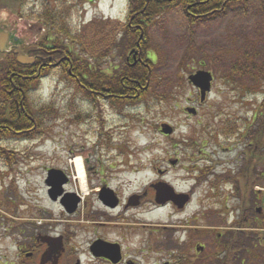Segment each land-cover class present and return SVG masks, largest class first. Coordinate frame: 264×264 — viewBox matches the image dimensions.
<instances>
[{
  "label": "rangeland",
  "instance_id": "obj_1",
  "mask_svg": "<svg viewBox=\"0 0 264 264\" xmlns=\"http://www.w3.org/2000/svg\"><path fill=\"white\" fill-rule=\"evenodd\" d=\"M261 3L262 0H255L240 14L193 25L181 6H172L160 23L151 28L153 47L164 49L158 48L160 61L154 68L152 82L148 83L147 93L152 95L147 98L123 101L119 106L106 100L89 102L58 69L42 75L31 100L39 106L53 104L58 116L48 124L38 141L12 139L6 142V147L17 156L12 175L0 177V238L10 234L9 223L18 222L13 217H27L36 206L55 208L44 200L46 171L74 168L77 157L83 158L89 167L100 158L96 154H109L115 164H121L127 156H122L120 150L126 151L130 164H123L120 169L137 168L138 179L145 177L146 186L155 178L154 166L162 164L160 160L164 161V155L180 159V165L172 168L171 178H178L177 184L183 189L192 182L184 181L188 178L184 172L188 167L204 171L212 168L216 176L231 173L239 150L235 141L224 135L225 125L236 118H247L251 108L260 106L264 95L258 85L253 86L254 82L250 83L247 78L242 81L229 67L245 63L243 55L246 53L259 55L262 52L264 59ZM38 4V0H28L27 7H22L20 0H0V26L7 27L24 50L48 32L35 16L27 14L29 18H21L23 10L24 14L31 9L39 11ZM70 5L68 23L73 33L79 35L81 45L77 43V49L82 58L89 60L97 78L106 74L112 76L107 64L109 59L98 62L96 57L111 47L112 65L120 64L125 39L120 34L127 23L128 1L83 0ZM197 70L210 71L215 77L212 92L203 104L199 91L188 81ZM188 107L196 108L198 115H188L185 112ZM76 117L78 122L74 121ZM163 124L175 128L172 138L160 133ZM99 143L101 146H97ZM212 179L211 176L209 183ZM208 191L212 209L220 199L212 192L210 184ZM225 194L228 193L224 191L222 195ZM12 203L15 206H11ZM153 216L156 214L152 213ZM209 222L215 225L218 220L210 216ZM9 245L10 240L0 239V257Z\"/></svg>",
  "mask_w": 264,
  "mask_h": 264
},
{
  "label": "flooded vegetation",
  "instance_id": "obj_2",
  "mask_svg": "<svg viewBox=\"0 0 264 264\" xmlns=\"http://www.w3.org/2000/svg\"><path fill=\"white\" fill-rule=\"evenodd\" d=\"M0 27L10 36L7 53L25 52L8 28ZM148 38L142 31L125 57L127 65H146L145 53L155 54L152 48L144 50ZM64 59L35 71L39 77L48 67L63 73ZM107 64L112 66L111 61ZM89 93L87 98L93 101H114L108 87ZM115 97L120 103L127 99L124 94ZM256 120L257 107L251 108L247 118L234 120V135L228 138L235 141L239 157L231 173L216 176L212 168L188 167L184 181L192 182L184 189L177 184L178 178H171L180 159L168 155L154 166L155 178L148 186L145 177L138 179L137 168L120 169L130 164L123 150L127 159L121 164H115L109 154H96L100 158L93 167L84 162L85 186L74 164L69 170L56 168L60 170L58 182L63 181L56 195L47 182L49 168L44 200L55 208L36 206L27 217H13L18 222L9 223L10 234L0 238L11 242L0 264H264V146L257 143ZM2 163L0 176H10L12 163ZM211 176L214 179L209 183ZM228 176L232 179L226 180ZM209 184L220 199L212 209ZM170 191L185 197L174 201ZM224 191L228 194L222 195ZM152 213L156 216L151 217ZM210 216L218 223L211 224Z\"/></svg>",
  "mask_w": 264,
  "mask_h": 264
},
{
  "label": "trees",
  "instance_id": "obj_3",
  "mask_svg": "<svg viewBox=\"0 0 264 264\" xmlns=\"http://www.w3.org/2000/svg\"><path fill=\"white\" fill-rule=\"evenodd\" d=\"M20 1L22 7H27L28 0ZM38 1L39 11L31 9L30 13L24 14L23 10L21 14L22 18H28L29 15L27 14H30V16L35 14L38 21L48 31L46 37L42 38L37 44L26 48L29 53H34L31 56L38 55L37 63L32 66L21 65L17 62L15 53L5 55V59L0 63V159L8 164L16 161L17 153L6 147L7 141L12 139L21 141L38 139L45 132L48 124L55 121L58 116V111L53 104L39 106L31 100L32 91L36 88L40 79L35 71L38 66L57 63L64 56L62 74L66 81L74 83L80 91H84L87 95H90L91 90L104 92V88L108 87L110 93L114 96L113 102L118 100L115 97L117 95H127L125 101L129 102L152 95L147 92H149L148 83L152 82L151 79L154 78L155 66L151 64L129 66L124 60L119 65L115 64L113 76L108 77L109 75L106 74L97 78L89 60L82 58L81 52L77 49V43L81 45L79 35L73 33L68 23V16L72 9L70 4L72 3L75 6L83 0ZM128 1L130 14L124 44L121 46L122 57L133 49L142 31L146 34L153 24L152 21L156 20V17L167 13L172 6H181L190 24L193 25L221 19L231 14H240L243 9L250 7L255 0ZM261 4L260 9L263 10L262 15L264 16V0ZM139 26L143 28L137 29ZM132 27H135L134 30ZM71 44L76 45L70 46ZM112 50L109 47L105 51L108 57H110L109 54ZM47 52L50 54H47ZM262 54V52L259 55L246 53V55H243L246 60L245 63H236L228 67L235 75L242 77V81L247 78L250 83L254 82L253 86L258 85V89L263 90L262 94L264 95V59L261 57ZM123 59L125 58L123 57ZM48 68L42 75L51 73L53 68ZM102 79L104 81H101ZM258 107L256 139L261 148L264 146V96ZM228 124L225 132L227 136L233 134L234 129V124ZM231 179L230 176L226 177V180Z\"/></svg>",
  "mask_w": 264,
  "mask_h": 264
},
{
  "label": "water",
  "instance_id": "obj_4",
  "mask_svg": "<svg viewBox=\"0 0 264 264\" xmlns=\"http://www.w3.org/2000/svg\"><path fill=\"white\" fill-rule=\"evenodd\" d=\"M8 35L0 32V49L3 51L5 44L7 43ZM18 62L24 65H30L35 62L34 59H30L27 56H19ZM190 82L196 87L201 89V101L204 102L206 99L207 92L211 90V82L213 77L211 73L205 71H199L196 74L189 77ZM187 111L190 114L196 115L197 111L194 108H189ZM162 133L165 135L173 134V128L169 125H162ZM59 172L58 170L49 171V180L47 181L49 186L52 187L51 193L58 194L60 187L63 185V181L58 182ZM166 194V193H165ZM168 194L173 198V200H181L182 197H175L172 195V192Z\"/></svg>",
  "mask_w": 264,
  "mask_h": 264
},
{
  "label": "bare ground",
  "instance_id": "obj_5",
  "mask_svg": "<svg viewBox=\"0 0 264 264\" xmlns=\"http://www.w3.org/2000/svg\"><path fill=\"white\" fill-rule=\"evenodd\" d=\"M75 170L81 180L83 186H85V169H84V162L83 158L77 157L74 161Z\"/></svg>",
  "mask_w": 264,
  "mask_h": 264
}]
</instances>
